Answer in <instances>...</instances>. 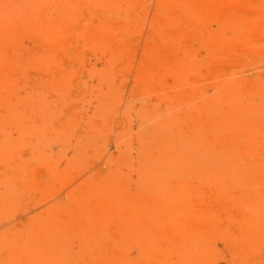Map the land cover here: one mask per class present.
<instances>
[{"label":"rangeland","instance_id":"obj_1","mask_svg":"<svg viewBox=\"0 0 264 264\" xmlns=\"http://www.w3.org/2000/svg\"><path fill=\"white\" fill-rule=\"evenodd\" d=\"M160 122L201 129L194 173L137 156ZM225 147L256 168L257 202L215 183ZM193 183L161 226L157 187ZM14 224L0 264H175L218 231L209 264H264L263 242L242 243L264 237V0H0V230Z\"/></svg>","mask_w":264,"mask_h":264},{"label":"bare ground","instance_id":"obj_2","mask_svg":"<svg viewBox=\"0 0 264 264\" xmlns=\"http://www.w3.org/2000/svg\"><path fill=\"white\" fill-rule=\"evenodd\" d=\"M243 115L244 113L239 112L236 108L233 117L231 119H229L228 117L227 124L228 122L242 123L243 119H245L242 118ZM160 124L161 122L156 123V125H152L150 128L148 127V131H140L141 134L140 136H138L137 156H140L142 160L152 158V161H156L160 164H162L163 161L165 162V160H167L168 162L166 163H168L171 169L167 167L165 173L172 172V167L176 166V164L180 161L189 163L188 167L190 168L191 172H193L194 167L199 169V166H201L202 162L201 159H198L197 152L207 151L201 148L204 145V141H202L204 139L201 129H195L194 131L191 128L190 135H188V137L178 132H175L176 136H174L172 132V126L169 124V122L164 126L163 124ZM143 152H145V154H143ZM118 156L122 157L123 152L119 151ZM192 156L196 158L197 164H194L190 161ZM213 159L218 169V172L216 173L217 179H215V183H220L219 189H224L225 182L228 187H230L231 185L235 186L233 188L236 189L238 193L235 201L243 204L244 206H247L248 202L255 203L258 201L260 195L257 193V190L250 191L253 189V181L250 179L249 174L252 173V171H255V167V169H253L252 167L244 164L243 162L236 161V154L234 153V151H232L230 147H225L219 149L218 151H215ZM115 160L118 161L117 158L113 161ZM121 166L122 163L118 166V168H120ZM159 183L160 185H162V177L160 178ZM79 186H82L79 189L83 190L86 186L89 187L90 183L86 182V179H84L79 184ZM196 186L197 183L187 184L184 186L180 185L179 187H175V193L172 196L168 197H166L167 195L164 194L166 191V187H157V192L159 191L158 195L161 203L158 204L157 212L159 213V218L156 221L158 222V220L160 219V225H163V206L166 207L169 204L175 205L176 203L185 204L189 202V199L191 197H195L196 195H198L199 192ZM162 193L163 196H161ZM70 194V192L67 194H63L53 204H58L63 201L65 202L69 200L68 198L70 197ZM47 209H49V207ZM5 226H7L6 222H4L2 227ZM14 230H16V224L9 225L8 227L0 230V242L6 240V243H9V239L14 238L13 236L17 235L15 234L16 231ZM221 234L224 233L218 231L208 234V237H206L208 238V240L203 241L199 245L197 240L196 244L191 243L190 241L188 243V246L182 250V254H180V257L177 259V263L175 264L212 263V259L216 253V250L214 249V246L212 244L208 243V241L212 239L215 243V239L218 236H222ZM250 234L252 235V237H250L249 239L252 241L248 242V237H245V239L242 240L243 244H247V246L249 247L252 246L256 248L258 243H264V237H259V235L254 231ZM136 240L139 242L143 241V243L147 242L146 244H151L148 249H151L149 253L152 257L157 255V253L159 252V247L162 245V235L160 233H157L156 235H150L149 231L146 230L141 231L139 236H137ZM159 260L163 262V257H160Z\"/></svg>","mask_w":264,"mask_h":264}]
</instances>
